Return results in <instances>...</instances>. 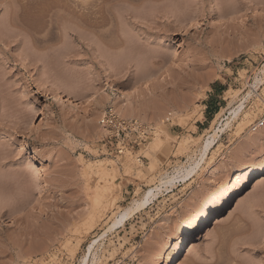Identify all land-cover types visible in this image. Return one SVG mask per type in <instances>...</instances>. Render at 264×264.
I'll return each instance as SVG.
<instances>
[{"label": "rangeland", "instance_id": "rangeland-1", "mask_svg": "<svg viewBox=\"0 0 264 264\" xmlns=\"http://www.w3.org/2000/svg\"><path fill=\"white\" fill-rule=\"evenodd\" d=\"M263 66L264 0H0V264H81L113 214L199 162L208 133L245 99L242 131L219 133L191 177L92 252L95 264H166L185 230L195 237L216 202L264 170V133L247 140L264 112ZM108 108L146 126L145 143L109 139ZM101 160L120 187L96 211V176L84 172ZM197 244L180 264H264V184Z\"/></svg>", "mask_w": 264, "mask_h": 264}, {"label": "bare ground", "instance_id": "bare-ground-1", "mask_svg": "<svg viewBox=\"0 0 264 264\" xmlns=\"http://www.w3.org/2000/svg\"><path fill=\"white\" fill-rule=\"evenodd\" d=\"M199 28H200V26H199ZM260 73L262 74V77L259 78L258 76H256L257 78L255 79V81L258 84H263L264 83V66L262 67ZM88 83H89V81H85L84 84H88ZM99 84L101 86L113 87V85L105 79H101ZM255 87H258V85ZM73 88H75L74 84L66 83V84H63L61 86L62 91H69L70 89H73ZM248 98H249V94H247L246 99H248ZM245 101H246L245 99L241 100V102L239 104H237L235 107L231 108L230 111L228 112L229 116L224 120V123H221L220 126L218 127V129L212 128V130L208 133V136L205 138V141L201 145V148H200L201 158H200L199 162L193 163V164L189 165L188 167L180 166L178 169L173 170V172L171 174H168V173L162 174L160 176L159 183L157 185H155L152 188H149L148 190H145L142 193V195L140 196V198L134 200L126 208H122L113 214V216L111 217V222L107 225L106 229L102 233L103 235L99 238V240L103 239V236H105L109 232H112L118 226L123 225L125 222H127L129 219H131L133 215H135L136 213H138L141 210H144L148 205H150L152 203V201L155 198H157V196L163 190H167L176 182L186 181L187 178L191 177L196 172V170L199 168L200 163L203 160L204 156H206L207 152L214 146L217 138H219L218 137L219 133L223 132V130H225V129H228L229 127H231L235 123L239 126L238 132H241L242 127L246 123H248V122H245L246 118L248 116L247 113H244V102ZM98 102H96V104H98ZM100 104L102 105V102ZM125 104H126V102H125ZM126 106L122 104V105H120V108L123 107V110H124L127 108ZM111 110L114 111L115 109L113 110V108H112ZM123 110H122V113H123ZM243 121H244V123H242ZM263 133H264V127L261 128L260 130H258L257 132L249 133L247 135V140H248V138L249 139L253 138L255 136V134H257L256 137H259V136L261 137V136H263ZM254 139H256V138L250 139V141L254 140ZM155 140H157V138H155ZM184 143L185 142H183V144ZM152 144L153 145H151V146L156 147L157 143L156 144L152 143ZM153 147H151L152 150H154ZM262 160H264V155L261 157V159L258 162H260ZM96 163H98V164L97 165L88 164L84 173L89 174L91 172V173H94L96 176V180H95L94 186L92 188L93 194L90 198L91 202H92V207L94 209H96V211H98L99 209H105L106 210L110 206L112 207V203H111L110 199L108 198V196L109 195L113 196L114 195L113 190L115 188L120 187V177L118 175L116 168H114L113 165L111 166V164H110L111 167L109 166L110 168H107L103 164L102 160L98 161ZM84 173H83V175H84ZM239 176L240 175L237 176V179L239 178ZM108 184L111 185V188L107 187ZM263 184H264V170L260 171V173L251 181L250 185L243 191V193L241 195H238L233 200H230L229 195H226L224 198H221L218 202H216V204L213 207V211L210 214V216L212 218L210 220V222L207 224L204 223L203 230L201 232H198V234L196 233L197 235L195 237H192L193 233H191V229L185 230L183 235L179 239V241L175 244V246L177 247V253L175 255L169 257L166 264H180V261L182 258H183V260H186L187 253L194 251L195 248L198 247V244H197L198 240L213 235L215 233V231L221 225H223V223L227 219L231 218L234 215V213L239 208H241L246 201H249L250 199H252L253 195L259 192V190L261 189ZM9 215H10V213H9ZM9 215H7V216H9ZM100 216H102V215L100 214ZM94 217L95 216H93V214H92V215H90V217L88 219L90 221V227L91 228H92L91 222L96 221V220H94ZM89 221H88V223H89ZM86 222H85V225H87ZM94 225H96V224H94ZM99 240H95L94 242H92V244H90V246L88 245L89 247H88L87 253L83 257L81 264H87V261H88L87 258L90 255L92 256L91 264L96 263V261H97L96 253H92V252H93L94 245ZM246 260H247V258H246ZM242 261L244 262V260H242ZM254 262L255 261H253V260L251 261V258H250V260L249 261L247 260L246 263L247 264H258L256 262L255 263ZM244 264H245V262H244Z\"/></svg>", "mask_w": 264, "mask_h": 264}, {"label": "built area", "instance_id": "built-area-1", "mask_svg": "<svg viewBox=\"0 0 264 264\" xmlns=\"http://www.w3.org/2000/svg\"><path fill=\"white\" fill-rule=\"evenodd\" d=\"M165 121L168 123L170 121V117L167 116ZM99 122L101 127L105 131L109 132V139H113L117 146L124 144L125 140H128V138L130 137H133L135 139V143L138 142L139 144H143L145 143L148 136V128L146 126L136 120H124L123 118H120L115 111L111 110V108L103 111ZM263 127L264 112L255 122L251 124L250 130L251 132H257ZM103 147L110 149V147H108L107 145H103ZM118 151L119 153H122L121 150ZM140 160L141 158H138V161Z\"/></svg>", "mask_w": 264, "mask_h": 264}]
</instances>
